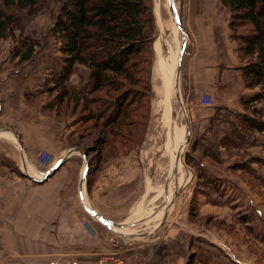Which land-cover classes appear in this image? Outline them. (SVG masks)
<instances>
[{
  "label": "rangeland",
  "instance_id": "rangeland-1",
  "mask_svg": "<svg viewBox=\"0 0 264 264\" xmlns=\"http://www.w3.org/2000/svg\"><path fill=\"white\" fill-rule=\"evenodd\" d=\"M39 1L37 6L39 10L32 18L27 17L25 11L18 14L9 10L14 16L19 17L20 30H14L0 40V65L5 64L4 60L8 58L17 61L3 65L0 71L24 70L18 67L20 63H23L20 65L36 67L40 63H46L43 60L47 58L53 60L51 62L53 74L61 70L63 56L59 50L60 42L54 32L52 33V29L60 13L62 0ZM155 1L152 0L156 35L153 50L151 53L148 50L142 55L140 71L136 72L132 80L134 85L119 79L118 92L105 89L103 92L90 95L91 81L86 73L82 78L84 88L82 87L80 92L68 88L69 81L67 82L68 93H77L76 97L68 94L63 99L59 98L61 90L52 93L47 90V94L20 101L15 105L17 110H13L20 121L18 127L27 132L35 126L47 137L51 136L50 133L60 134L65 144L77 147L81 152H88L90 161L95 167L90 177V188H93L95 181L98 180L105 183V186L108 182L117 181L120 171L114 173L109 166L115 160L135 155L137 152L151 153L148 155H151L152 161L150 167L152 185H143V188H146V192L143 190V207L139 205L136 210L127 213L130 204H135V200L139 198L141 188L139 191H133L131 185L108 184L111 188L108 196L118 200V206L104 208L115 210L117 213H114L121 216L120 218L130 217L121 228V232L124 233L122 234L129 239L116 236L115 232L107 229L100 222L96 220L94 222V219L91 221L92 218L84 214L80 207L76 209L75 205H69V218L79 221L89 238L102 243V250L95 249L96 257L92 264H176L175 259L179 257L175 256L182 257V264H203L198 263L203 258L202 254L193 252L195 239H199L200 243L209 242L213 248L208 249V252L224 264H264V136H261L264 133L246 130L245 122L240 120L241 125L230 132L229 136L232 137L229 140L223 139L216 145L208 144L209 146L201 149L202 156H211V161H207V164L215 166L216 172L230 177L227 185L236 183L250 197V199L247 197V204L222 207V212H217L219 207H214L213 209L217 211L210 210L206 215H201L202 207L206 203L215 205L214 201L223 197L224 190H220L217 180L208 182L209 179L203 171L205 167L199 165L202 159L196 158L198 154L191 157L188 152V141L186 145L184 144L183 154L180 148H177L178 153L181 154L179 166H175L176 163L173 162L176 158L166 151L168 129L175 126L180 131L186 130L187 113L176 94H173L170 101L171 118L167 115L163 117L162 94L168 91L169 81L160 82L158 79L156 43H159L162 49V60L159 64L164 70L165 59L169 60L174 54L177 39L180 44L182 34L179 30L181 37L173 36L169 30L160 33L157 27L160 22L159 5L156 2L154 6ZM170 1L172 0H169L172 10ZM164 11L165 9L162 8V12ZM171 20L172 27L175 24L174 28L177 30L173 10ZM250 31L248 27L239 30L241 33ZM23 43H26V46H34L30 60L34 59V61L31 63L19 62V58L14 56L17 51L25 50ZM245 60L247 65L255 62L256 58L245 57ZM50 83L53 85L52 82ZM257 90L260 92L259 89ZM121 94L126 99H131L133 106L129 114L107 128L102 126L103 121L96 123L91 120L90 116L94 117L97 111L102 110ZM242 117L264 122V98L249 106ZM257 143L259 150L256 152L247 150L246 146ZM218 147L225 148L227 156L223 155L224 159L221 158ZM45 155L47 160L49 157L52 159L48 149L42 150L36 155L35 164L39 157L43 158ZM36 168L38 170L40 168V172H43L40 166L37 165ZM68 185H79L76 174L69 175ZM116 186L117 188L114 189ZM120 198H123L121 204ZM85 221L92 225L88 232L84 228ZM171 237L175 238L174 241ZM10 240L11 237H0V264H44L38 260L41 259L38 257L40 255L10 253L6 243ZM214 248L218 250L219 256ZM87 253L90 254L91 251Z\"/></svg>",
  "mask_w": 264,
  "mask_h": 264
},
{
  "label": "crops",
  "instance_id": "crops-1",
  "mask_svg": "<svg viewBox=\"0 0 264 264\" xmlns=\"http://www.w3.org/2000/svg\"><path fill=\"white\" fill-rule=\"evenodd\" d=\"M172 1L173 4L175 3L174 9L186 40L178 70L176 64L174 84L168 77L167 66L163 70L159 64L162 60L161 47H159L160 53L156 50L158 79L160 82L168 80L170 84L169 87L166 85L168 91L162 94V114L163 117L167 115L171 118L170 101L172 95L178 93L187 113L185 123L189 127L188 152L191 157L198 154L196 158L202 159L199 165L205 167L203 171L209 179L208 182L212 183L217 180L220 190H224L223 197L214 201L215 205L206 203L202 207L201 215H206L210 210L217 211L213 209L214 207H219L217 212H222V207L229 208L237 204H247L248 196L244 189L236 183L227 185L230 177L216 172L215 166L207 164V161H211V156H202L201 149L227 139L232 130L239 128L240 120L247 112L241 106L240 101L241 99L247 100L258 90H248L244 86L240 69L246 65V60L238 52L237 45L231 38L228 26L229 12L220 1ZM156 2L159 5L160 22L157 27L160 33L169 30L173 36L181 37L178 28L176 27L177 30L174 28L176 25L174 24L173 27L171 25L173 22L169 0L155 1L154 6ZM162 8L165 9L164 12ZM162 28L164 30H161ZM177 31L178 35H176ZM180 45L177 39L175 49H179ZM14 60L17 61V59ZM165 60L167 63V59ZM13 61L11 58L5 59L3 65H10L14 63ZM33 61L34 59L30 63ZM43 61L46 63H40L36 67L20 65L23 64L20 63L18 67L24 70L0 71V237H11L9 242L6 241L7 250L10 253L40 255L38 257L41 259L38 260L44 264H92L96 257L95 249L102 250V243L89 238L81 223L74 218L72 220L69 218V205H75L76 209L80 207L83 212L82 204L84 203L88 209L103 219L114 224H126L128 217L120 218L121 216L114 213L115 210L104 208L118 206V200L112 199L113 196H108L109 189L111 190L109 185H131L133 191H139L141 188L139 200H135V204H130L127 213L133 209L136 210L139 205L143 207V190L146 192L143 185H152L150 177L152 161L151 155H148L151 153L149 151L137 152L135 155L115 160L109 166L114 173L120 171L117 181L114 178V183L106 182L105 186V183L97 179L93 188H87L89 163L88 157L85 158L81 154V149L65 144L60 134L50 133L51 136L47 137L35 126L27 132L20 126L18 127L20 121L13 111L17 110L15 105L20 101H26L27 98L33 99L47 94V90L52 87L50 81L53 75L60 72L56 71L53 74L52 59L47 58ZM3 65H0V68ZM86 73L90 78L86 68L76 65L69 79L68 88L71 87L76 92H80L84 88L82 78ZM205 96L214 101L213 107L201 104L202 97ZM251 105L253 104L247 107ZM168 130L166 151L176 158L173 162L176 163L175 166H179L177 148H180L183 154L186 130L180 131L175 126ZM246 147L247 150L255 152L259 150L258 143L249 144ZM46 149L54 159L53 165L65 160L64 166L62 165L45 180L36 181L35 179H41L48 169L41 168L43 172H40V168L39 170L36 168L34 159L40 151ZM217 149L221 153V158L224 159L223 155L227 156L225 148L218 147ZM86 164L85 180L81 184ZM167 164L169 167V163ZM160 169L162 170V166ZM109 173L112 174V172ZM72 174H76L79 185H68L69 175L72 176ZM116 188L117 186L114 189ZM122 200L123 198L119 199L120 204ZM83 213L87 215L85 211ZM256 213L258 215V212ZM116 236L129 239L128 236L120 233ZM198 240L195 239L193 248L194 253L203 256L198 263L224 264L208 252V249L213 248L209 242L200 243ZM214 249L219 256L218 250ZM89 251H91L90 254L87 253ZM175 257H179L175 259L176 264H182V257Z\"/></svg>",
  "mask_w": 264,
  "mask_h": 264
},
{
  "label": "trees",
  "instance_id": "trees-1",
  "mask_svg": "<svg viewBox=\"0 0 264 264\" xmlns=\"http://www.w3.org/2000/svg\"><path fill=\"white\" fill-rule=\"evenodd\" d=\"M219 1L229 12L228 26L238 52L247 58H256L240 69L245 88L260 91L245 101L241 99V106L247 110L249 104L264 98V0ZM39 2L0 0V40L20 30L19 17L9 10L18 14L25 11L26 16L32 18L39 10ZM152 4V0H62L52 33L60 42L63 64L60 72L53 75L49 92L61 90L59 98L65 99L69 94L66 85L76 65L89 71L90 95L105 89L118 92L119 79L134 85L132 80L140 71L142 55L153 50L156 35ZM245 27L251 31L239 32ZM23 47L25 50L17 51L14 56L19 62L30 61L34 46L23 43ZM76 94L69 95L76 97ZM130 101L123 94L118 95L94 117L89 116L96 123L103 121L105 128L110 127L129 114L133 106ZM242 121L246 130L264 133V122L248 117H242ZM84 153L89 163L88 188L95 167L88 152Z\"/></svg>",
  "mask_w": 264,
  "mask_h": 264
},
{
  "label": "water",
  "instance_id": "water-1",
  "mask_svg": "<svg viewBox=\"0 0 264 264\" xmlns=\"http://www.w3.org/2000/svg\"><path fill=\"white\" fill-rule=\"evenodd\" d=\"M172 2V1H171ZM174 18H175V21L177 22V28L178 30L181 32L182 34V41H181V45H180V48H179V53H178V62H177V65L179 66V63H180V59H181V56H182V52L184 50V44H185V40H186V37H185V33L183 32L181 26L179 25V21H178V16L176 14V11L174 10ZM176 88V87H175ZM176 96H177V99L179 101V103L181 104V101H180V98L178 97V93H176ZM186 142L188 141V137H189V127H188V124H186ZM81 154L86 158V154L84 152H81ZM65 160H62V161H59L58 163H55L54 166L47 171V173L45 175H43V178L42 179H35L36 181H43L45 180L46 178H48L49 176H51L52 174H54L57 169H59L63 164H64ZM86 171H87V164L85 165V174H84V177L82 179V183L84 182L85 180V175H86ZM83 206V209L84 211L94 220L100 222L101 224H103L107 229L115 232L116 234H119L117 233L115 230L116 228H122L124 225L123 224H114V223H111L105 219H103L102 217H100L98 214H96L95 212L91 211L90 209H88L84 203L82 204Z\"/></svg>",
  "mask_w": 264,
  "mask_h": 264
},
{
  "label": "bare ground",
  "instance_id": "bare-ground-1",
  "mask_svg": "<svg viewBox=\"0 0 264 264\" xmlns=\"http://www.w3.org/2000/svg\"><path fill=\"white\" fill-rule=\"evenodd\" d=\"M160 46H159V44H156V50L158 51V53H160V48H159ZM179 49L178 48H176L175 49V51H174V54L171 56V58L169 59V60H167V63H166V66H167V70H168V77H169V79H170V81L172 82V84H174L173 83V81H174V76H175V68H176V64H177V56H178V51ZM177 68H178V65H177ZM157 70V69H156ZM159 72H157V74H158ZM170 85V84H169ZM172 86V85H171ZM170 92V91H169ZM177 133V132H176ZM171 136V135H170ZM185 138H186V136H185ZM168 140V139H167ZM177 145V144H176ZM185 145H186V140H185ZM177 147V146H176ZM175 147V148H176ZM176 151H177V149H176ZM179 151H177V159L178 160H180V157H181V154L179 155V153H178ZM166 157V156H165ZM178 164V163H177ZM53 166V163L50 165V167H52ZM49 167V168H50ZM49 168H45V169H49ZM38 178H40V177H38ZM116 232H118V233H120V234H122L123 232H121V228H116V230H115ZM124 234V233H123Z\"/></svg>",
  "mask_w": 264,
  "mask_h": 264
},
{
  "label": "built area",
  "instance_id": "built-area-1",
  "mask_svg": "<svg viewBox=\"0 0 264 264\" xmlns=\"http://www.w3.org/2000/svg\"><path fill=\"white\" fill-rule=\"evenodd\" d=\"M201 103L206 106V107H213L215 105L214 101L210 98V97H202ZM53 159H50V157L47 160V156L45 155V157H39L38 158V162H36V164L38 166H40L41 168L45 169V168H49ZM54 166V165H53ZM52 166V167H53ZM52 167H50L48 170H50ZM47 170V171H48ZM46 171V173H47ZM43 176V175H42ZM91 219V218H90ZM93 219H91L92 221ZM94 222H96L95 220H93ZM92 225H90L88 222H84V228L85 230L88 232V229L92 228Z\"/></svg>",
  "mask_w": 264,
  "mask_h": 264
}]
</instances>
